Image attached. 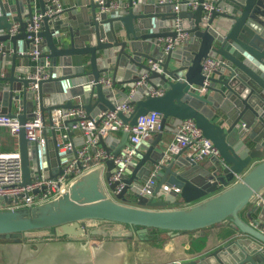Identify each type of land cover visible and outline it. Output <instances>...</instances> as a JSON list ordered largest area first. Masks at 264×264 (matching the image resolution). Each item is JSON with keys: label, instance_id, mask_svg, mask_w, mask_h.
<instances>
[{"label": "water", "instance_id": "1", "mask_svg": "<svg viewBox=\"0 0 264 264\" xmlns=\"http://www.w3.org/2000/svg\"><path fill=\"white\" fill-rule=\"evenodd\" d=\"M35 1L0 0V67L10 63L9 72L0 74V113L12 115L18 100L24 105L19 114L22 123L33 117L36 107L35 92L30 89V74L36 68L29 62L35 56L21 53L35 47L29 38L34 32L28 30ZM72 1L65 9L67 20L45 16L37 33L43 38L37 64L50 60L48 77L39 80L36 91L49 125L52 109L76 105L99 120L101 111L115 108V97L120 98L147 74L129 102L134 106L129 119L135 124L140 115L158 111L162 115L160 129L155 138L140 144L120 192L114 193L117 182L108 183L111 168L116 167L111 158L106 160V172L102 166L83 172L52 198L0 209V237L14 240L53 233L81 239L98 234L143 237L153 231L175 236L230 221L238 233L229 242L211 254L169 264H264V231L256 226L259 220L252 223L243 217L244 210L264 192V0H219L220 7L223 3L228 7L213 9L209 18L204 17L203 4L194 10L183 6L177 12L175 0ZM114 1L120 8H111ZM38 2L36 12H44L46 1ZM177 18L190 37L184 45L164 52L157 39L177 35ZM16 23L18 28L12 32ZM217 55L225 62L212 71L206 92L200 93L195 86L206 79L202 61ZM152 62H157L158 68H152ZM102 77H111V84L103 83ZM117 84L122 85L121 92H115ZM158 87H164L165 93H149ZM77 97L80 103L73 101ZM188 118L212 140L219 156L208 157L202 164L183 156L184 148L166 157L161 146L163 131L168 123L178 125ZM242 122L245 133L241 132ZM52 135V154L60 158L53 129ZM129 136L130 132L124 131L113 148L112 134L100 137V143L116 157L130 143ZM40 150L22 128L19 152L24 185L31 183L35 169L40 171ZM157 165L151 193L141 194ZM127 194L131 197L123 200ZM19 199L4 198L15 203ZM182 200L187 205L169 207ZM262 209L264 205L253 204L250 211Z\"/></svg>", "mask_w": 264, "mask_h": 264}, {"label": "built area", "instance_id": "2", "mask_svg": "<svg viewBox=\"0 0 264 264\" xmlns=\"http://www.w3.org/2000/svg\"><path fill=\"white\" fill-rule=\"evenodd\" d=\"M46 10L44 12H35L32 20L28 24V30L34 32L29 35L33 38L34 48L21 51L22 54L30 53L39 59L42 53L39 47L43 38L37 33L42 27L45 16L49 19H56L62 16L66 9V5L62 0H45ZM172 1V0H171ZM175 10L178 12L183 6L194 10L200 4L204 7V17L209 18L213 9L223 10L217 3L219 0H175ZM103 3L102 0H100ZM111 8L118 9L120 5L118 1L111 4ZM18 24H14L11 31L16 32ZM174 29L177 30L175 36L158 37L157 42L161 45L164 52L182 46L190 37V33L183 31L180 26V18H177ZM225 59L220 55L209 56L202 61L203 71L206 79L203 85L195 86L200 93L206 92V85L209 84L208 77L213 70L218 68ZM50 65L49 58H45L43 63L36 64V70L30 74L33 81L30 83V89L35 92L34 102L36 104L34 115L27 121L22 123L19 114L24 110V105L18 100L13 104V114L0 113V133L2 129L7 128L11 134L17 135L24 128L26 137L31 142L45 145L47 123L49 117L39 107V97L37 89L39 80L48 77V67ZM152 68H158L157 62H152ZM147 74L134 82L128 89L124 101L117 103L114 109H107L99 113V120L91 117L85 107L76 105L66 108H54L51 111L52 125L51 128L57 135V146L59 151L68 154L65 163L62 165V171L54 177L44 175L43 173L35 174L31 183L23 184V171L21 154L19 150H0V209L14 208L18 206H28L38 202L45 201L63 192L70 181L94 167L103 166L106 160L114 158L116 167L112 171L108 179V183L117 182L114 193L120 192L125 186L123 180L125 172L130 165L136 160L139 153L140 144L148 140L152 134L160 129L162 115L158 111H150L140 115L135 124H131L130 117L134 112V106L129 102L134 98L138 86H140ZM103 83L111 84V77H102ZM164 87L153 88L150 90L152 95H162L165 93ZM124 115L128 119L122 117ZM245 122H242L241 132L245 133ZM70 131H79L83 135V143L75 146L71 139ZM117 131H129L130 143L125 147L124 152L118 156H114L108 152L100 143V137H106ZM189 149V156L196 161L211 156H219L220 152L211 139L207 138L202 130L197 126L193 119H183L178 124L174 136L163 147L166 157H171L181 149ZM159 165L155 166L146 182L140 189L141 194H150V186L155 184ZM169 189L168 185H164ZM178 191V188H176ZM28 193V195H25ZM20 197L17 203L4 200L5 197ZM254 204L264 205V193L259 195ZM256 226L264 231V222H258Z\"/></svg>", "mask_w": 264, "mask_h": 264}, {"label": "crops", "instance_id": "3", "mask_svg": "<svg viewBox=\"0 0 264 264\" xmlns=\"http://www.w3.org/2000/svg\"><path fill=\"white\" fill-rule=\"evenodd\" d=\"M62 1L66 8L70 7L73 2L72 0ZM33 5L35 12L40 9L38 0ZM221 7L225 9L228 6L223 3ZM67 16L68 13L65 11L61 17L67 20ZM19 43L22 48L24 40H20ZM37 61L35 57L30 58V66L34 68ZM17 64H21L20 59ZM9 70L10 63L5 64L4 68L0 67V74L8 73ZM122 77L123 74L118 76L119 79ZM117 88L115 92L119 90L121 92V89H123L121 84H117ZM127 91L128 89L120 98L115 97V100L118 103L124 101ZM0 96H2L1 93ZM73 101L80 103V98H74ZM177 126L170 123L167 124L162 134V147L172 139ZM158 132L159 130L154 132L148 140L143 141L141 144H147L155 138ZM122 133L123 131H117L112 134L114 136L110 144L112 148L118 144ZM45 134V145L39 144L41 147L40 159L42 165L40 166V171L35 169V174L50 175L51 173L59 172L68 154L60 152V158L52 154L54 150L52 146L53 135L49 121ZM70 136L75 146H80L83 143L84 139L81 132L73 131ZM16 149L19 150V134L13 135L7 128L2 129L0 133V150ZM140 149L145 151L143 146ZM183 156H189V149L183 151ZM207 159L208 157L204 158L200 163H206ZM102 168L104 172L108 170L106 162ZM113 170L114 167L111 168V171ZM253 204L250 208L244 210L243 217L252 223L255 219L264 222V209L251 212ZM185 205L187 204L182 200L179 205L172 203L169 207ZM109 229L110 231L112 230L111 228ZM204 229L203 234L201 233L202 231H184L175 236L164 231L167 233V239L163 243L160 240L157 242L158 236L160 234L163 235V231L149 232L144 234L143 237L98 234L90 238L81 239L70 236H57L55 233L44 236H26L23 239L14 240L0 237V264H169L175 260H184L199 254L202 256L211 254L217 248L229 242L238 233L230 221Z\"/></svg>", "mask_w": 264, "mask_h": 264}, {"label": "trees", "instance_id": "4", "mask_svg": "<svg viewBox=\"0 0 264 264\" xmlns=\"http://www.w3.org/2000/svg\"><path fill=\"white\" fill-rule=\"evenodd\" d=\"M131 197V195L130 194H127L126 196H125V198H123V200L125 199V200H128L129 198ZM205 229H203V228H201V229H198V230H191V231H186V232H193V231H202L201 233L203 234V231H204ZM202 237V236H201ZM163 239V236L160 234L159 236H158V238H157V242L160 240V241H163L162 240ZM157 242H156V244H157ZM198 246H200V245H198Z\"/></svg>", "mask_w": 264, "mask_h": 264}, {"label": "rangeland", "instance_id": "5", "mask_svg": "<svg viewBox=\"0 0 264 264\" xmlns=\"http://www.w3.org/2000/svg\"><path fill=\"white\" fill-rule=\"evenodd\" d=\"M162 234H163V235H162V236H163V239H162L163 241H161V242L163 243V242H165L166 239H167V237H166V234H167V233L163 232Z\"/></svg>", "mask_w": 264, "mask_h": 264}]
</instances>
